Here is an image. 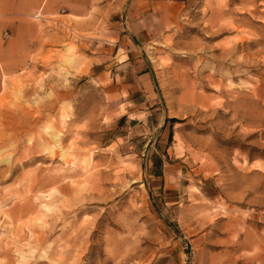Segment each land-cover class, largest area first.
I'll use <instances>...</instances> for the list:
<instances>
[{
  "label": "rangeland",
  "instance_id": "1",
  "mask_svg": "<svg viewBox=\"0 0 264 264\" xmlns=\"http://www.w3.org/2000/svg\"><path fill=\"white\" fill-rule=\"evenodd\" d=\"M38 1L0 0V264H264V0ZM126 53L159 155L97 75Z\"/></svg>",
  "mask_w": 264,
  "mask_h": 264
},
{
  "label": "crops",
  "instance_id": "2",
  "mask_svg": "<svg viewBox=\"0 0 264 264\" xmlns=\"http://www.w3.org/2000/svg\"><path fill=\"white\" fill-rule=\"evenodd\" d=\"M116 56L103 62L105 65L97 71V75L106 78L109 90L118 95L115 106L121 111L115 117V123L122 131L120 136L129 142L128 147L134 154L148 157L156 152L159 155V149H165L169 140L170 120L164 114L153 66L138 59L135 54L126 53L122 60ZM171 180L174 181V178L169 173L165 174L164 188L167 185L178 188L177 193L180 194L183 191L182 180L173 184Z\"/></svg>",
  "mask_w": 264,
  "mask_h": 264
}]
</instances>
